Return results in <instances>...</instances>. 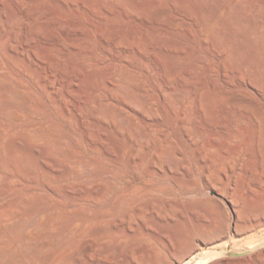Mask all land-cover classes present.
Here are the masks:
<instances>
[{
  "label": "rangeland",
  "instance_id": "1",
  "mask_svg": "<svg viewBox=\"0 0 264 264\" xmlns=\"http://www.w3.org/2000/svg\"><path fill=\"white\" fill-rule=\"evenodd\" d=\"M85 1L87 0H0L1 4L8 6L10 12L17 13L21 10L24 12L23 17L17 16L12 23L0 21L2 22L0 29L9 35L8 44L11 43L12 33L19 32L18 39L13 43L16 48L24 40H30L29 44L38 46L35 54L28 56L30 60H34L35 57L38 59L37 74L30 76L27 67L23 64H5L4 70L9 73L11 82L14 85L20 84L25 92L30 93L32 105L39 111L38 115L24 112L19 120L1 117L0 126L9 129L5 143L7 146H13L15 141L22 137V134L23 136L27 135L22 130L28 126L45 128L53 125L57 131L56 133L52 132L51 137L62 139V149L75 155V157H58L57 162L49 159L42 162L36 158H30V162L39 170L36 177H22L17 172L18 168H14V175H11L9 171L0 172V207L9 203L13 211V214L7 218L0 215V227L22 217L29 221L28 226L23 228L19 235H9L5 241L0 242V264H10V259L22 256L27 250L32 249L39 250L41 252L39 256H47V252L49 253L54 249L58 254L65 250L66 256H83V259L87 260L85 256L88 255L85 254L84 247L91 244L96 247L92 255L95 257L92 260H87V264H176L172 256L176 255V248H180L178 245L181 243L176 241L177 239L171 234L162 232L163 222L159 219L160 211H165L169 206L166 200L167 194L164 192L165 187L167 185L175 186L179 193L178 196H182L183 192H186L184 188L176 184L174 178L155 175L150 179L149 189L161 188V190H156L153 195L154 207L149 206L145 210L144 221L137 219L139 218L137 212H134L131 228L125 230L123 234H110L99 239L92 234V229L85 228L82 222L74 228L71 221V216H76L81 220L85 217L83 211L86 210L87 202L79 196L69 195L68 188L78 194L83 190L87 176L94 175V179H97L103 174H107L112 177L120 176L123 180H127V183L124 189L110 196L99 206L101 212L98 216L114 217L121 228L126 227L128 224L126 215L131 204L118 215H114L111 209L121 201L120 196L123 192H129L142 183L143 173L148 169L151 162L159 160L155 155L160 152L165 155L164 169L168 168L167 159L172 155L176 156L180 164L190 163L192 174L200 187L198 193H194L195 195L188 194V197L185 196L184 204L182 203L183 207L188 204L195 211L196 218L192 227H189L186 222L180 221L175 228L178 232H183L184 235L194 233L196 238L192 241L198 245L194 253L199 252V250L203 251L202 256L210 259L209 264H264V243H262L264 241V223L255 226V229L252 227L247 230L236 231L233 226L236 214L231 205L227 203L226 208L229 211L227 223H232V227L231 225L226 227L227 232L222 235L210 230L214 222L213 217L217 219V214H214L217 211V204L212 200L211 186L203 177L204 166L200 163V159L205 153L202 148L212 144V80L218 76L217 74L225 65L226 53L222 50L224 47L218 44L216 37L207 32L202 12L197 9L196 11L193 5L194 2H199V4L207 6L209 8L208 14L211 17L222 14L224 9L233 5V10L237 11L236 7L240 8V12H235L238 17H242L246 14V10L252 1L258 0H135L141 4L137 9L125 5L120 0H109L108 4L101 3V0H93L97 2L96 13ZM37 10L42 12L41 22L44 28H41L38 34L28 39L22 26L26 27L34 21L33 15ZM157 12L165 14L163 21L158 22L154 18V14ZM59 17L62 18L63 25H61L62 27L59 26L60 28L56 22ZM176 17H179L180 21L172 26ZM107 18H111L112 21H106ZM101 24L103 27H100ZM91 29L95 30V39L89 36ZM75 30H80V33L75 32ZM233 30L235 35H243V28L234 26ZM134 31L141 34L138 42L133 41L132 32ZM117 34L122 36L124 40L121 41L124 42L120 41V45L115 48L112 42ZM103 37L111 41L108 48L103 46ZM157 42L165 44V49L156 48ZM59 44L66 46L67 52H63L59 48ZM91 49H96L99 56L104 60L93 67L103 77L104 88L101 99L98 98L95 103L99 105L98 102H100L105 110L107 108L104 106L114 107L117 115L116 118L105 115L106 118L100 119L91 110L84 112L83 114L89 118L88 124L91 130L93 129L89 134H86L78 123L80 119L76 109L78 103L64 95L62 91L64 85L58 81L55 93L62 100V104L69 106L73 111L70 118L65 115L62 109L63 105L54 103L51 99L52 96H50L52 94L37 84V77L48 74L47 61L54 56L56 58L52 68L53 73L56 72L54 76L58 80H63L62 75L57 71L58 67L62 66L64 69L66 68V73H70L72 66H75L74 63H77L78 60L89 59L87 53ZM131 49L137 50L141 55L138 52H136L137 56L131 55ZM141 56L147 59L148 65L146 62L143 65L140 61ZM0 57L8 59L1 50ZM123 58L126 60H122ZM236 58L234 64L240 66L243 62V56L239 53ZM157 62L164 64L167 71V76L163 82L158 80L157 75L153 73ZM114 69H124L130 78L121 81L123 86L137 94L147 95L148 102L154 103L155 110H150L148 103H145L143 107L127 104L121 93L112 92L108 82L112 80ZM104 77L107 78L104 79ZM47 80L49 81L48 78ZM164 83L171 84L170 86L178 89L180 96L163 97L161 86ZM89 88L87 85L86 89L89 90ZM70 90L75 91V87L71 86ZM126 115L129 118L128 123L123 121V116ZM183 118H185L184 122H182ZM186 122L192 126L191 135L183 128V123ZM199 128L204 129L206 133L203 137L198 132ZM141 130L143 135L149 137L143 140L144 145L139 152L136 144L138 137H140L138 132ZM107 131L112 132L113 139L107 136ZM31 141L37 147H42L45 144L33 139ZM90 143L108 147L111 155L107 156L100 149L91 148ZM59 151L58 148L49 149L52 155L60 153ZM118 156L121 157V162L117 159L120 158ZM135 158L137 161L141 158L144 159L147 162L146 165L142 168L132 166V161ZM211 158L208 155L207 161L209 162ZM7 159L9 158L7 157ZM75 159L88 163V169L80 168ZM68 164L74 169L72 176L59 177L58 170H64ZM43 166L53 170L51 179L44 177L41 169ZM182 171L181 176L184 177L182 181L185 180L184 183L186 182L185 185H187L188 175L185 170ZM190 198L192 202L189 200ZM197 200L199 201L197 202ZM204 200L206 201L204 202ZM246 201L241 202L242 204H239L237 208L239 211H241L240 209L244 210L243 213L241 212L242 222L248 220L253 213L248 212V209H253L250 211L255 209L259 213L264 210V194L260 195V199L256 202L255 200L248 203ZM173 206L176 210H185L177 204H173ZM56 209L61 210L64 218L67 219H62L61 222L64 223L63 225L61 223V226L72 232L66 243L68 246L65 245L64 247L63 245L59 249L53 248V246L59 243V238L63 237V233L57 234L54 231L57 224L48 220L49 215ZM70 212L75 214L72 215ZM143 223L150 226L151 230L145 231ZM33 224L40 226L39 232L33 230ZM159 230L161 231L159 232ZM26 236L29 237V240L23 241V237ZM188 238L185 240L193 239ZM95 239L96 244L93 243ZM101 241H106L107 246L101 245ZM259 243H262L261 249H256L260 246ZM247 247H253L257 251L252 255L244 256L245 259L243 257L232 258L235 253L241 252ZM241 258L242 260H239ZM43 261V264L48 263L46 260Z\"/></svg>",
  "mask_w": 264,
  "mask_h": 264
},
{
  "label": "bare ground",
  "instance_id": "2",
  "mask_svg": "<svg viewBox=\"0 0 264 264\" xmlns=\"http://www.w3.org/2000/svg\"><path fill=\"white\" fill-rule=\"evenodd\" d=\"M120 1H122L125 5H128L131 8L135 9L139 8L141 5L140 2H137L135 0ZM85 2H88L89 6L93 9V12L96 13L97 2L93 0H87ZM108 2L109 0H101V3L103 4H108ZM197 3L194 2L193 5L195 7V10L197 9L198 11L202 12L207 32L212 33L216 37L218 44L224 47V49H221L224 50V53H226L225 65L223 66L221 72L217 74L218 76L212 80V144L211 146H208L207 144L208 147L204 146V148H202V151H204L205 153L203 152L204 155L200 159V163L204 166L203 177L207 181V184L211 186L212 200L217 204V211L214 209L216 213L213 212L214 214H217V219L216 217H213L214 222L212 223V227L210 225L209 227H211L210 230L212 232L218 235H222L227 232V229H225L226 227L230 225L232 227V223H227V219L229 218L227 217V213L229 212L226 208L227 203L231 205L232 210L236 214L235 220L233 222V226L236 228V231L247 230L252 227H254L255 229V226L264 223V210L262 213H259L255 211V209L254 211H250L251 208L248 209V212L253 213L248 220L242 222L241 218L243 217L241 216V212L243 213L244 210L240 209L241 211H239L237 209L238 205L242 204L241 202H244L246 200L247 203L254 200L256 202V200L260 199V195L264 194V0H258L256 2L252 1V4L249 2V4L251 5L247 8L246 14L242 17H238L236 14V12L239 11L240 8L236 7L238 10H233V5L224 9L222 14L211 17L208 14L209 8L207 6L205 7L202 4H199V2ZM0 7L2 8L0 10V21L12 23L17 16H20L19 18H21V16H24L23 10L14 13L8 10L7 5H3L0 3ZM238 14L240 15L241 13ZM33 16L34 21L30 25H26V27L22 26L24 34L28 39L29 37L32 38L33 35L38 34V32L41 31V28H44L41 22L42 12L37 10ZM154 18L158 22H161L164 20L165 14H163L162 12H157L154 14ZM61 19L62 18L59 17L58 20H56V22L58 23V27L63 26ZM106 21L111 22L112 20L111 18H107ZM179 21V17L174 18L172 26L176 25ZM1 23L2 22H0V24ZM234 26L243 28L244 32L242 36L241 34L235 35L233 33ZM100 27H103V25L101 24ZM64 28L66 27L64 26ZM75 32L80 33V30H75ZM18 36L19 32L12 33L11 43L8 44V40H10L9 35L6 34L3 29H0V50L8 57V59H3L0 57V118L4 117L13 120H19L22 117V113L24 112L31 115L39 114V111H37V109L32 105V96L30 95V93L25 92L21 88L20 84L14 85L10 80L9 73L4 70L5 64L13 65L17 63L19 65H25L30 76L35 75L38 72V59H35L36 57L34 58V60L29 59V55L33 56L36 52V49H38V46L29 44L28 42L30 40H24L20 43V45H18L17 48L20 49L18 50L13 45V43L18 39ZM89 36L92 39H95V30L91 29L89 31ZM132 38L133 41L138 42L141 38V34L134 31L132 32ZM121 40L124 39L121 35L117 34L112 42V45L117 48L120 45ZM102 42L104 48H108L111 44V41L108 40V38L104 37ZM161 42L156 43V48L165 49V44L163 45L161 44ZM93 43L95 42L93 41ZM65 47L66 46L59 44V48L62 49L63 52H67L68 50ZM136 52L138 51L135 49H131V55H136ZM239 53L243 56V62L240 66H235V58ZM87 54L89 56V59L82 58L78 60V66H76L77 63H74L75 66H72V70L70 73H66V68L64 69L62 66L58 67L57 71L62 75L63 80H58L54 76L56 72L53 73L54 70H52V68L54 67L56 58L52 56L51 59L47 61L48 74L46 76H41L38 74L39 76L37 77V84L41 87L43 86V89L52 94L50 96H52L51 99L54 103L63 105L61 102L62 100L59 99L56 95L57 93H55L56 85L58 81H60V83L64 85V90H62L64 92V95L67 98H70L74 102L78 103V107L76 108L80 118L78 123L82 131L86 134H89L91 131H93V129L91 130L88 124L89 118H87L83 114L84 112L91 110V112H93L96 117L100 119L102 117H105V115L116 118L117 112L114 110V107L112 108V106L110 108L104 106L105 108H107V110H105L100 105V102H98L99 105L95 103L98 98L101 99L104 88L102 84L103 77L98 72V70L93 69V67L99 65L104 60L99 56L96 49H91ZM122 60H126V58H123ZM140 61L143 63V65L145 64V62L147 64V59L143 58L142 56L140 58ZM154 67V75H157L158 80L163 82L167 76V71L164 67V64H162L161 62H157ZM47 78L49 79V81L47 80ZM105 78L107 77H104V79ZM129 78L130 75L126 71H124V69H114L112 72V80H109L108 86L111 88L112 92H115L117 94L121 93L124 96L127 104H136L140 107H143L145 103H148L150 110H155L154 103L148 102L147 95L137 94L136 92L126 89L123 86V83L121 81ZM87 85H89L90 87L89 90H87L88 88L86 89ZM170 85L171 84L167 83H164V85L162 84L161 90L163 97L167 98L180 96L179 90L173 88ZM71 86L75 87V91L70 90ZM62 109L64 110V113L68 118H70L73 114V111L67 105H63ZM119 118L121 119V116H119ZM123 121L125 123H128L129 118L127 117V115L123 116ZM184 121L185 118L182 119V122ZM183 124L184 130L189 135H191L190 131L192 126H190L188 122ZM8 130L9 129L7 127L0 126V172L9 171L11 175H14V168H18L17 172L22 177H36L39 170L30 162V158H36L42 162L46 159L57 162L59 160L58 157H75V155L62 149V139L51 137L50 134L52 132L56 133L57 131L56 127L53 125L45 128L33 126L26 127L22 130V132L27 135L23 136L22 134V137L17 139L13 146H7L5 143ZM141 132L142 130L138 132L140 134V137H138L139 139L137 138L138 141L136 144V148L139 150V152H141L140 150L144 145L143 140H145L146 137H149L147 135H143V133ZM198 132L202 137L206 134L204 129L199 128ZM28 135L30 139L27 138ZM107 136L110 139H113L112 132L107 131ZM31 139L44 142L45 144L42 147H37L32 143ZM90 146L94 149H100L107 156L111 155L108 147L106 146H102L96 143H90ZM50 148H58L60 150V153L52 155L49 152ZM139 152L138 155H140ZM208 155L212 157L209 162L207 161ZM155 156H157L159 160H154L153 163L151 162L148 169L144 173L142 172V183L134 187V189L130 190L129 192H123V194H121L120 196L121 201L118 204L114 205L111 209L114 215H118L123 209L127 208L131 204V208H129L126 215V221H128L126 227L121 228L120 224L114 217L104 218L98 216L101 212L99 206L103 204L105 200L110 196L120 191L121 189H124L127 183V180H123V178L120 176L112 177L107 174H103L97 179H94V175L87 176L85 179L83 190L78 192V194H76L77 192L70 191L68 188L67 192H69V195L75 197L79 196L87 202L86 210L83 211L85 212V217L81 220L76 216H71V221L73 222L72 226L75 228L82 222L85 228L89 230L92 229V234L99 239L105 238L110 234H123L125 230H130L131 223L134 221V212H137V216L139 217L137 219L143 220L146 212L145 210H147L149 206L154 207L153 195L156 190H161V188L149 189L150 179L155 175H159L165 178H174L176 184L184 188L186 192H183L182 196H178L179 193L177 192L175 186L167 185L164 192L167 194L166 200L169 206L165 211H160L161 213L159 218L163 222L162 232L171 234L175 239H177L176 241L181 243L180 245H178L180 246V248H176V255L174 254L175 256L172 257L176 264H209L210 259L206 258V256H202L204 254L203 251L199 250V252L194 253L198 246L193 242L196 238L194 233L184 235L182 234L183 232H178L175 229L180 221H184V223L186 222L189 227H192L193 221L196 218L193 207H189L190 205L188 204V207L186 205L187 208L182 206L184 204L183 200L185 199V196L188 197V194L193 195L194 193H198L200 189L196 181L197 179L192 174L190 163L186 165L180 164L176 156L172 155L171 157H169V159H167L168 168L164 169V153L160 152ZM7 157L9 159H7ZM136 158L132 161V166L136 168H142L146 165L147 162L144 159L141 158L137 161ZM117 159L121 162V157ZM75 162L80 168L88 169V163L83 162L79 159H75ZM41 169L43 171L42 173L44 174V177L51 179L53 170H50L47 166H43ZM73 170L74 169L68 164L66 165L64 170H58V175L61 178L71 177L73 174ZM182 170H185L186 174L188 175L186 180L188 182L187 185H185L186 182L184 183L185 180L182 181L184 179V177L181 176L183 172ZM137 191H139V193H137ZM189 200L191 201V198ZM199 200L201 201V199ZM199 200H197V202ZM205 201L206 200H204V202ZM173 204L182 206L185 210H176ZM93 205H95V208H93ZM12 214V207L9 203H6V205H2L0 207V215L7 218ZM63 218L64 214L59 209L54 210L48 217L49 221H51L53 224H57V226L54 227V231H56L57 234L61 232L63 233V237L59 238V243L54 244L53 248L57 247L59 249L60 246L63 245L65 247L67 241L72 235L71 231H68L65 227L61 226V223L62 225L64 223L61 222ZM161 221L160 223H162ZM123 222H125V220H123ZM28 224L29 221L26 218L22 217L18 220H14L12 223L6 226L0 227V242L5 241L6 237L9 235H19L21 230L28 226ZM32 228L35 232H39V230L41 229L40 226L34 224L32 225ZM143 229L145 231H148L151 230V227L146 223H143ZM191 229L193 230V228ZM160 231L161 230H159V232ZM203 232V234H205V231ZM188 237L193 239L186 241L185 239H189ZM22 240L28 241L29 237H23ZM184 241L186 242L184 243ZM96 242L97 241L95 239L93 243L96 244ZM262 243H264V241ZM262 243H259L260 246L256 247V249H261L260 247ZM100 244L107 246L106 241H101ZM67 246L68 245H66V247ZM256 249L253 247H247V249L235 253L232 258H244V256L254 254L257 251ZM95 250L96 247L93 244L86 245L84 247V252L88 255L85 256L87 257V260H92L95 257L92 256ZM64 252L61 251V253L58 254L56 250L54 251V249H52L51 252H47V256H39L41 253L39 250H27L24 255L10 259V264H41L43 260H46V262H48L46 264L88 263L87 260L83 259V256H66L67 252H65L66 254ZM101 259L104 261L103 258ZM239 260H242V258ZM43 263L44 261L42 262V264Z\"/></svg>",
  "mask_w": 264,
  "mask_h": 264
}]
</instances>
